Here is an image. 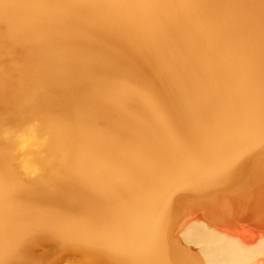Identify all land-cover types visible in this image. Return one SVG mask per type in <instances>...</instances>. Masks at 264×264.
<instances>
[{"label":"bare ground","instance_id":"obj_1","mask_svg":"<svg viewBox=\"0 0 264 264\" xmlns=\"http://www.w3.org/2000/svg\"><path fill=\"white\" fill-rule=\"evenodd\" d=\"M261 209L264 0H0V264H264Z\"/></svg>","mask_w":264,"mask_h":264},{"label":"rangeland","instance_id":"obj_2","mask_svg":"<svg viewBox=\"0 0 264 264\" xmlns=\"http://www.w3.org/2000/svg\"><path fill=\"white\" fill-rule=\"evenodd\" d=\"M188 206H192L191 203L188 204ZM193 210H196L198 215L209 217L207 211H203L197 207H193ZM262 212V214H261ZM231 227V226H229ZM232 230H235L239 232L241 235H259L262 231H264V209L258 210V213L256 216L247 215L246 217L242 218L239 222L235 224V226L231 227ZM56 257V260L58 258V254H52V258ZM61 259V258H60ZM57 260V264L59 263ZM45 264H52L50 262H46Z\"/></svg>","mask_w":264,"mask_h":264},{"label":"clouds","instance_id":"obj_3","mask_svg":"<svg viewBox=\"0 0 264 264\" xmlns=\"http://www.w3.org/2000/svg\"><path fill=\"white\" fill-rule=\"evenodd\" d=\"M26 146H27V145H26L23 141H21V142H20V145H19V150H20V151L25 150Z\"/></svg>","mask_w":264,"mask_h":264}]
</instances>
